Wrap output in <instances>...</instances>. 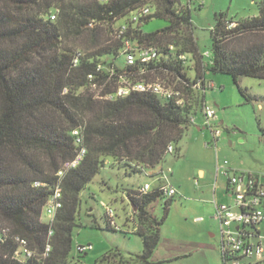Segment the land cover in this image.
<instances>
[{"label": "trees", "instance_id": "obj_1", "mask_svg": "<svg viewBox=\"0 0 264 264\" xmlns=\"http://www.w3.org/2000/svg\"><path fill=\"white\" fill-rule=\"evenodd\" d=\"M195 1L0 0V264H68L80 193L106 158L145 172L178 151L192 117L206 105V74L230 76L236 86L239 77L264 81V0L253 17L216 14L207 56L193 35ZM145 7L150 13L131 22ZM154 19L167 26L142 32ZM125 42L134 54L155 48L156 59L127 65ZM124 82H158L179 97L134 90L117 96ZM81 147L82 162L58 176ZM165 186L125 192L143 250L115 251L102 262L149 264L174 197H165ZM57 191L60 207L44 221V205ZM155 201L162 202L160 219L149 211ZM105 218L109 230H121L106 211ZM220 259L224 264L221 250Z\"/></svg>", "mask_w": 264, "mask_h": 264}, {"label": "rangeland", "instance_id": "obj_2", "mask_svg": "<svg viewBox=\"0 0 264 264\" xmlns=\"http://www.w3.org/2000/svg\"><path fill=\"white\" fill-rule=\"evenodd\" d=\"M259 1L196 0L191 21L199 51L210 53V29L216 14L226 13L234 20L256 16ZM166 26L165 21L154 19L142 25L141 30L151 33ZM74 44L84 49L81 41ZM206 81L215 85L205 93V103L216 114L208 128L185 132L176 145L178 151L167 154L160 165L145 172H133L127 166L105 159V165L80 193L77 216L80 226L72 232V259L68 264H106L102 258L115 251L124 256L142 253V238L132 233V209L124 194L145 183L151 188L167 184L176 190L159 227L157 245L149 264H222L221 229L215 217V206L227 202V178L220 175L216 184L215 171L217 164L231 161L237 170L251 172L264 180V81L247 77L237 79V86L251 97L249 101L239 93L230 76L209 73ZM195 116L202 127L206 121L204 116L199 111ZM211 127L220 132L219 151L213 146ZM200 168L206 174L203 180L198 173ZM160 169H163L162 180L155 174ZM161 205L162 202L155 201L149 206L150 213L159 219L163 216ZM105 206L113 210L120 231L107 228ZM42 219L49 221L51 218L46 215ZM81 246L91 249L79 254Z\"/></svg>", "mask_w": 264, "mask_h": 264}, {"label": "built area", "instance_id": "obj_3", "mask_svg": "<svg viewBox=\"0 0 264 264\" xmlns=\"http://www.w3.org/2000/svg\"><path fill=\"white\" fill-rule=\"evenodd\" d=\"M149 13L150 9L145 7L132 14L129 19L131 22L136 23L138 18ZM126 29V24L121 25L119 33H124ZM125 44V60L127 65H133L137 59L142 62L156 59L157 52L155 48H145L134 54L130 49L129 43L125 42ZM205 55L207 56L208 53H205ZM178 58L186 62L188 56L181 54ZM200 86L201 83L198 81L196 87L199 88ZM205 88L213 89L215 86L212 82L205 81ZM133 90L152 92L166 98L179 97L178 92L170 88H164L158 82H141L135 84L124 82L118 87L116 95L124 96ZM107 99H112V96ZM181 101V99L177 100L178 103H181ZM200 112L204 115L206 127L210 126L211 120L216 119L215 111L208 105H204ZM211 130L213 137L217 138L220 132L213 131L212 127ZM73 134L77 136L76 141L79 143L81 138L78 132L74 131ZM168 150L172 151L173 147L169 146ZM85 153V148L81 147L71 161H66L62 164L57 175L63 176L66 171L79 165L84 159ZM227 164L225 161L222 165L217 164L216 167V173L227 178V189L232 200L229 205L221 204L215 206V217L219 221L221 229L220 250L223 254V262L224 264H264V180L258 175L244 171L231 172ZM35 185H38V183H35ZM148 190H150V185L145 183L141 187V191L147 192ZM163 192L167 198L176 194V190L167 185L164 187ZM59 199L60 194L57 191L44 205L43 211L45 215L50 217L54 215L57 208L60 207ZM105 210L110 217H114L111 208L105 206ZM89 249H91L90 246H81L78 248L80 252H86ZM48 250L49 247L46 248V251ZM24 251L27 256H30L27 250Z\"/></svg>", "mask_w": 264, "mask_h": 264}, {"label": "crops", "instance_id": "obj_4", "mask_svg": "<svg viewBox=\"0 0 264 264\" xmlns=\"http://www.w3.org/2000/svg\"><path fill=\"white\" fill-rule=\"evenodd\" d=\"M261 1V0H260ZM259 1V2H260ZM258 11V10H257ZM253 17V16H252ZM206 75H208V74H206ZM206 75H205V81H206ZM206 82H208V81H206ZM209 82H212V81H209ZM212 84H213V82H212ZM215 86V85H214ZM207 105V104H206ZM200 112V111H199ZM201 113V112H200ZM196 115V114H195ZM193 116L192 117V120H191V124H190V126L187 128V130L185 131L186 133H189V130L190 129H194L195 131L197 130V131H202L203 129L205 130V128H208V127H206V125H205V122L203 121V126L201 127V125H200V122H199V120H198V118H197V116ZM202 115H203V113H202ZM204 116V115H203ZM204 137H206L205 135H202V138H204ZM220 136H218L217 138H214V137H212V142H213V146H214V148H215V150L217 149L218 151H219V148H218V138H219ZM208 145H209V143H207ZM216 150V151H217ZM229 166H230V171L231 172H234V171H241V170H237V168L235 167L236 166V164H234L233 162H231L230 161V163L228 164ZM244 172H248V171H244ZM198 173H199V176H200V178L203 180V179H205L206 178V174H205V171L203 170V169H199L198 170ZM248 173H251V172H248ZM155 174H158V179H160V180H162V178H163V169H160V171L159 172H157V173H155ZM253 174V173H252ZM220 175L219 174H217L216 173V171H215V180H216V184H217V181H218V177H219ZM222 176V175H221ZM196 182L197 183H199V181H197L196 180ZM148 184V183H147ZM165 185H167V184H165ZM167 186H171V185H167ZM172 187V186H171ZM225 198H226V200H227V202L226 203H223V204H227V205H229V204H231V197H230V194H229V192H228V189H227V183H226V189H225Z\"/></svg>", "mask_w": 264, "mask_h": 264}]
</instances>
